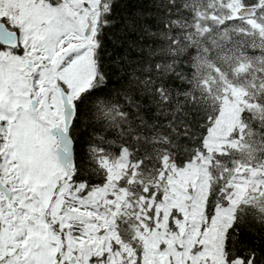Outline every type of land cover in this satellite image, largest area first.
<instances>
[{
	"label": "trees",
	"instance_id": "obj_1",
	"mask_svg": "<svg viewBox=\"0 0 264 264\" xmlns=\"http://www.w3.org/2000/svg\"><path fill=\"white\" fill-rule=\"evenodd\" d=\"M241 9L254 13L245 18ZM94 40L95 76L73 100L71 188L86 195L104 186L105 163L126 149L117 185L130 199L161 201L169 171L205 154L231 85L252 106L231 134L237 146L211 154L206 216L227 206L236 169L264 164V0H99ZM258 192L236 207L226 230L227 264H264V187ZM115 224L135 250L131 264H140L133 217Z\"/></svg>",
	"mask_w": 264,
	"mask_h": 264
},
{
	"label": "rangeland",
	"instance_id": "obj_2",
	"mask_svg": "<svg viewBox=\"0 0 264 264\" xmlns=\"http://www.w3.org/2000/svg\"><path fill=\"white\" fill-rule=\"evenodd\" d=\"M59 1L0 0V18L19 33L23 50L21 55L0 50V175L12 192L11 206L0 195V264H70L72 257L75 264H131L136 253L117 233L120 215L134 219L140 264H227L226 230L236 207L264 187V164L239 166L227 206L211 217L206 216L208 167L213 152L237 146L231 134L243 108L252 104L243 90L226 88L205 154L169 171L161 201L130 199L117 185L128 168L126 149L117 161L105 163L106 184L80 195L64 179L49 130L63 121L58 83L74 100L95 76L99 0ZM87 18L92 28L85 37ZM27 77L33 80L30 87Z\"/></svg>",
	"mask_w": 264,
	"mask_h": 264
},
{
	"label": "water",
	"instance_id": "obj_3",
	"mask_svg": "<svg viewBox=\"0 0 264 264\" xmlns=\"http://www.w3.org/2000/svg\"><path fill=\"white\" fill-rule=\"evenodd\" d=\"M253 9L240 10L239 15L243 17H250L253 15ZM88 26L85 30V35L88 36L91 30V20L88 19ZM0 33L3 34V38H0V44L8 48H16L19 44V36L16 31H12L0 19ZM31 63H29L30 65ZM60 100L63 110V126L52 128L50 133L52 136L57 137L58 143L55 147V153L57 159L64 169L65 178L69 179L73 176L75 162H74V146L70 136V127L75 116V108L69 100L68 94L60 88ZM32 107H35V102L32 103ZM0 194L3 195L8 205H12L10 188L3 184L0 177ZM71 263H75L74 257L70 260Z\"/></svg>",
	"mask_w": 264,
	"mask_h": 264
},
{
	"label": "flooded vegetation",
	"instance_id": "obj_4",
	"mask_svg": "<svg viewBox=\"0 0 264 264\" xmlns=\"http://www.w3.org/2000/svg\"><path fill=\"white\" fill-rule=\"evenodd\" d=\"M87 20V19H86ZM11 29V28H10ZM11 30H14V29H11ZM0 50H3L4 52L5 51H10L11 53H14V54H18V55H21V53L23 52V50L21 49L20 45L18 46V48H14V49H10V48H6V47H3L0 45ZM36 81V80H35ZM34 81V82H35ZM33 83V80L31 77H27V84H28V87H30V85ZM62 88L63 90H65L63 84L61 82L58 83V87H57V90L59 92V89ZM29 89V88H28ZM31 90V88L29 89ZM60 100V99H59ZM35 102V107L33 108L32 107V103ZM29 103H30V107H31V110L32 112L35 111V108H36V99L35 98H30L29 99ZM0 141L1 143L3 142V136L2 134L0 133Z\"/></svg>",
	"mask_w": 264,
	"mask_h": 264
},
{
	"label": "snow or ice",
	"instance_id": "obj_5",
	"mask_svg": "<svg viewBox=\"0 0 264 264\" xmlns=\"http://www.w3.org/2000/svg\"><path fill=\"white\" fill-rule=\"evenodd\" d=\"M0 38H3V34L2 33H0ZM14 251V250H13Z\"/></svg>",
	"mask_w": 264,
	"mask_h": 264
}]
</instances>
